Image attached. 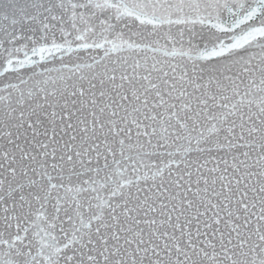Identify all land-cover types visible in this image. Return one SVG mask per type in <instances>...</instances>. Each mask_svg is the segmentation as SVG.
<instances>
[{"label": "snow or ice", "instance_id": "snow-or-ice-1", "mask_svg": "<svg viewBox=\"0 0 264 264\" xmlns=\"http://www.w3.org/2000/svg\"><path fill=\"white\" fill-rule=\"evenodd\" d=\"M0 264H264V0H0Z\"/></svg>", "mask_w": 264, "mask_h": 264}]
</instances>
